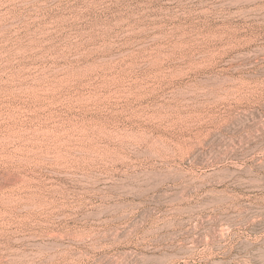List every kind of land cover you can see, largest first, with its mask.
I'll use <instances>...</instances> for the list:
<instances>
[{
  "label": "rangeland",
  "instance_id": "374dc122",
  "mask_svg": "<svg viewBox=\"0 0 264 264\" xmlns=\"http://www.w3.org/2000/svg\"><path fill=\"white\" fill-rule=\"evenodd\" d=\"M0 264H264V0H0Z\"/></svg>",
  "mask_w": 264,
  "mask_h": 264
}]
</instances>
